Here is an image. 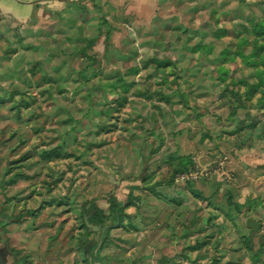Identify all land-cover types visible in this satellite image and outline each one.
Wrapping results in <instances>:
<instances>
[{
  "label": "rangeland",
  "instance_id": "1",
  "mask_svg": "<svg viewBox=\"0 0 264 264\" xmlns=\"http://www.w3.org/2000/svg\"><path fill=\"white\" fill-rule=\"evenodd\" d=\"M0 227L27 264H264V0L0 19Z\"/></svg>",
  "mask_w": 264,
  "mask_h": 264
},
{
  "label": "crops",
  "instance_id": "2",
  "mask_svg": "<svg viewBox=\"0 0 264 264\" xmlns=\"http://www.w3.org/2000/svg\"><path fill=\"white\" fill-rule=\"evenodd\" d=\"M78 0H0V19L20 26L42 23Z\"/></svg>",
  "mask_w": 264,
  "mask_h": 264
},
{
  "label": "trees",
  "instance_id": "3",
  "mask_svg": "<svg viewBox=\"0 0 264 264\" xmlns=\"http://www.w3.org/2000/svg\"><path fill=\"white\" fill-rule=\"evenodd\" d=\"M111 214L109 216L104 215L103 211L98 208H92L87 213L89 218V223L98 226L101 230H105L107 228L108 220H111L113 224H120L121 218L124 216L125 207L118 205L115 201L112 202L110 207ZM84 228L87 230L88 228L83 224Z\"/></svg>",
  "mask_w": 264,
  "mask_h": 264
},
{
  "label": "water",
  "instance_id": "4",
  "mask_svg": "<svg viewBox=\"0 0 264 264\" xmlns=\"http://www.w3.org/2000/svg\"><path fill=\"white\" fill-rule=\"evenodd\" d=\"M84 222L89 232L90 231L97 232L100 229V227L90 224L88 221V217L84 218ZM87 250H88V246L85 247V252H87ZM8 254H9L8 245L5 239L3 238L2 233L0 232V264H6L8 262V258H7Z\"/></svg>",
  "mask_w": 264,
  "mask_h": 264
},
{
  "label": "flooded vegetation",
  "instance_id": "5",
  "mask_svg": "<svg viewBox=\"0 0 264 264\" xmlns=\"http://www.w3.org/2000/svg\"><path fill=\"white\" fill-rule=\"evenodd\" d=\"M8 251V262L6 264H27V258L20 257L17 251L11 249L10 247H8Z\"/></svg>",
  "mask_w": 264,
  "mask_h": 264
}]
</instances>
